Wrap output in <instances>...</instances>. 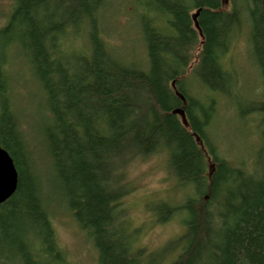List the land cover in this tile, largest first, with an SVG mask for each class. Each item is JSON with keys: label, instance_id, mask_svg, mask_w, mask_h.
I'll list each match as a JSON object with an SVG mask.
<instances>
[{"label": "trees", "instance_id": "obj_1", "mask_svg": "<svg viewBox=\"0 0 264 264\" xmlns=\"http://www.w3.org/2000/svg\"><path fill=\"white\" fill-rule=\"evenodd\" d=\"M10 1L0 29V147L13 162L17 187L0 205V248L20 264H66L33 149L9 99L5 60L19 52L44 97V155L98 264H264L263 148L252 163L228 161L210 141L217 101L202 91L231 97L238 90L223 56L247 24L248 56L262 85L238 120L251 117L264 137V0L141 2L144 56L137 65L102 37L108 0ZM74 33L86 36L84 49L64 47ZM160 153L176 188L192 193L156 210L158 224L178 217L184 231L147 252L135 247L137 230L129 228L121 200L130 191L128 167Z\"/></svg>", "mask_w": 264, "mask_h": 264}, {"label": "rangeland", "instance_id": "obj_2", "mask_svg": "<svg viewBox=\"0 0 264 264\" xmlns=\"http://www.w3.org/2000/svg\"><path fill=\"white\" fill-rule=\"evenodd\" d=\"M144 1L108 0L100 16L103 20L102 37L111 47L119 48L127 61L135 65L140 64L144 56L137 31L140 26L139 15L143 10L141 2ZM11 7L10 0H0V29L7 21ZM248 32V26L244 24L232 38L223 56L226 68L235 72L239 78L238 90L231 97L202 90L217 101L209 123L210 141L231 162L243 159L252 163L257 160V153L262 148L264 155V137L261 135L263 128L260 126L256 129L251 117L243 121V124L238 120V116L249 113L250 105L254 102L252 97H260L262 85L260 68L251 53L248 56ZM85 44L84 33L69 34L63 42L64 47L72 51L84 49ZM13 53L5 60L6 72L10 77L9 99L34 152L37 165L35 172L42 186L41 198L50 210L51 228L58 249L64 255L66 264H98L91 237L72 217L67 200L44 155L42 131L49 123L44 97L22 55L19 52ZM206 114H210L209 111ZM125 178L130 191L121 200V210L129 228L137 230L135 247L155 252L167 241L179 237L184 231L179 218L158 224L156 210L163 205L170 207L181 203L191 195L192 190L176 188L166 169L165 155L160 153L133 162L126 170ZM18 261L19 258L9 248H0V264H20Z\"/></svg>", "mask_w": 264, "mask_h": 264}, {"label": "water", "instance_id": "obj_3", "mask_svg": "<svg viewBox=\"0 0 264 264\" xmlns=\"http://www.w3.org/2000/svg\"><path fill=\"white\" fill-rule=\"evenodd\" d=\"M199 11L192 15L194 26L197 28L196 18ZM17 187V173L8 153L0 147V205L7 201Z\"/></svg>", "mask_w": 264, "mask_h": 264}]
</instances>
